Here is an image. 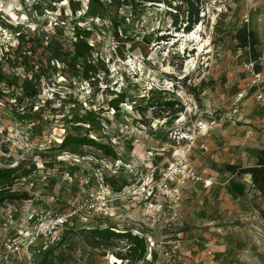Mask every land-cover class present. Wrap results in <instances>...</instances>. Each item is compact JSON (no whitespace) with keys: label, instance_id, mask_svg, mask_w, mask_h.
<instances>
[{"label":"rangeland","instance_id":"1","mask_svg":"<svg viewBox=\"0 0 264 264\" xmlns=\"http://www.w3.org/2000/svg\"><path fill=\"white\" fill-rule=\"evenodd\" d=\"M193 1L192 7H187L182 0L121 7L118 1L108 0H100L104 5L97 0H0V166L23 163L25 169H31L30 175L19 179L14 188L38 194L33 201L36 209L68 210L82 195L81 180L112 165L107 169L108 181L114 185L115 192L124 191L122 200L127 209L123 208L126 209L124 214L120 211L114 217L98 218L93 223L101 227L104 226L100 225L101 220H107L106 225L131 232L133 228H140L142 232L152 233L154 241H170L166 246L172 253L174 245L181 242L179 233L191 229L182 207L192 198H184L183 194L195 181L187 183L180 199L166 201L174 203L166 223L154 221L156 216L147 215L145 206L143 213L148 217L138 213L130 225L127 223L131 219L125 214L128 209H134L133 204L139 207L145 203L137 204L139 199L131 191L155 171L156 167L149 170V162L155 160L160 165L164 161L166 165L156 168L160 172L175 160L172 151L157 148L158 142L174 146L177 144L174 133L182 131L190 133L192 142L202 134L198 127L200 121L208 122L209 130L208 126L216 128L218 124L235 121L237 125L248 126L257 146L264 132L261 123L264 115L256 92L250 86L251 75L243 66L250 57L249 49L238 48L234 35L245 25L243 14L251 2L254 7L249 25H255L261 3L259 0ZM179 5L181 8H177ZM188 10L198 12L193 16L197 23H191L190 31L183 29ZM204 13L206 15L201 16ZM176 14H179L178 23ZM262 22L259 21L260 26ZM77 26L81 32H90L88 41L95 48V57L105 61L108 71L101 72L97 81L86 80L81 71L70 66V58L58 61L45 48L48 41L57 38L66 50H73ZM115 31L121 37L119 41ZM19 33H22L20 37ZM23 34L26 37L22 38ZM161 36L166 38L160 39ZM258 41L259 54H263L264 37L259 35ZM19 44L23 46L21 50ZM31 46L35 50L32 51ZM167 80H173L180 87H175L171 93L164 89ZM202 80L206 82L204 89ZM33 90L38 91L35 97L30 96ZM120 92H126L127 97L120 104V110H113L110 101ZM165 100L173 103L163 105ZM87 114L101 122V129L91 131L90 137L107 142L110 136L121 135L124 152L120 156L114 158L94 146L84 145L85 155L75 157L59 147L63 138L73 132L70 121L76 122ZM247 118H250L248 124ZM131 130L135 133H130ZM219 136L211 132L207 142L213 145ZM225 142L227 139L222 144ZM185 147L181 145L177 151ZM148 149H156L157 155L146 167L140 164V156ZM212 150H216V154L220 152L208 146L200 159L198 156L188 159L206 180L209 179L204 176L206 172L201 163L214 161L207 157ZM91 185L95 188L96 182L93 180ZM85 199L86 196L81 204ZM22 205L23 202H15L0 206V264H26L23 256L9 255L6 259L3 250L4 242L15 235L20 225L25 212ZM115 205L117 212L118 202L115 201ZM229 216L234 218L228 222L232 225L236 220L234 211ZM259 227L252 226V230H248V236H254L244 240L240 250L254 255L264 252V225ZM85 231V226L76 220L74 226L69 225L64 230L66 240L56 255L62 250L66 255L63 261L55 260V264H110L118 257L117 253H123L119 249L125 246L122 240L116 239L109 247L96 248ZM224 241H229L235 249L237 241L234 242L233 237ZM153 255L156 256L151 257L155 258L154 264L164 262V252L156 250ZM40 260L38 255L35 264ZM135 263L129 260L122 264Z\"/></svg>","mask_w":264,"mask_h":264},{"label":"crops","instance_id":"2","mask_svg":"<svg viewBox=\"0 0 264 264\" xmlns=\"http://www.w3.org/2000/svg\"><path fill=\"white\" fill-rule=\"evenodd\" d=\"M259 2L261 3L260 12L256 13L255 25L252 27L249 25L250 23L248 24V27L254 31L258 39L259 35L264 37V0H259ZM262 20L263 22L260 26L259 21ZM259 50L261 49L258 48V52ZM262 70L264 72V66ZM249 122L250 118H247L246 124ZM261 123L264 125V118L261 119ZM218 125L215 126L216 128L208 126L211 128L207 135L200 134L191 149L188 147V140H183L174 144V146L169 142H158L160 145L157 148L167 149V152L172 151V153L177 150V147L185 145L186 147L183 151L187 153L188 159L189 156L194 158L198 156L197 158L200 159L208 150V146L209 148L220 149L217 154L216 150H212V154H210L212 151L207 154V157L214 159V161L206 164L201 163L204 168L202 170L206 172L204 176L212 181L211 185L206 186L202 181L191 182L188 186L189 189H186L187 191L184 190V198L191 197L192 199L182 207L183 211H185L183 214L185 221L191 225V229L182 230L179 233L180 237H182L181 242H179L183 253L182 260L179 262L174 261L173 263L163 262L161 264H264V252L254 255L253 252L251 254L247 250H244V252L240 250L243 241L248 238L252 239L254 236V234L248 236V230H252V226L260 228V224L264 225V218L261 217L256 207L264 209V197L260 196L259 191L253 188L250 174L237 175L228 169V164H236L242 167L254 165L257 154L261 149H264V132L259 136L260 139L255 147L253 141L255 135L248 129V126L237 125L235 121L231 122V124L222 123ZM220 126L221 128H217ZM211 132L216 135L220 134L219 138L213 142V145L211 142H207ZM243 133L246 134L241 136ZM225 139H227V142L223 146L224 144L222 143ZM202 144H205L203 145V148L206 147L205 149L202 148ZM161 164L166 165L164 161ZM160 165L154 160L150 161L149 166H147L149 170H153L157 166L160 168ZM156 168L149 176H153V174L159 175L162 169L159 172L156 171ZM127 193L129 194V192ZM116 202H118V209L116 212L114 203L113 214H118L120 211L122 213L125 212L127 209L125 201L120 199ZM137 204L140 203L137 202ZM133 205L134 209L132 211L128 209L129 211L125 213L126 216L134 217L138 213L142 216L145 204H141L139 207H135V204ZM165 206H168L167 202H165ZM189 206L191 210H189ZM231 211H234L236 220L234 224L229 225L228 222L234 219L229 218ZM103 219L105 218L103 217ZM100 223V225H106L107 220H101ZM232 237L234 242L237 241L235 249L231 248L229 241H224L230 240ZM218 239H221V241L218 242ZM254 256H257L258 261L255 260L257 258H254ZM154 257L156 258V256ZM153 258H144L135 264H154Z\"/></svg>","mask_w":264,"mask_h":264},{"label":"built area","instance_id":"3","mask_svg":"<svg viewBox=\"0 0 264 264\" xmlns=\"http://www.w3.org/2000/svg\"><path fill=\"white\" fill-rule=\"evenodd\" d=\"M253 2L249 5V9L243 14L245 25H248L251 21V11L253 9ZM221 9L218 11L220 13ZM204 13L201 16H205ZM244 69L251 75V87L256 92V99L263 111L264 115V72L262 67L264 66V53L260 54L256 59L251 56L243 62ZM173 80H167V84L164 89H167L171 93L174 92L175 87L180 86L175 84ZM183 83V82H180ZM1 89V88H0ZM165 90V91H167ZM113 110H115L113 108ZM206 123L201 121L198 123L200 133L206 134L209 128L206 127ZM212 124V123H211ZM207 129V130H206ZM205 131H207L205 133ZM130 133H135L131 130ZM190 133L188 132H175L173 139H176L177 143L183 140H189ZM95 138V137H93ZM96 139V138H95ZM198 138L194 137L192 142H188V147L191 149ZM115 151L117 155H121L124 152L122 146L121 135H112L108 138L107 142ZM78 157L79 154H73ZM157 155L156 149H148L140 156L141 165L147 166L150 159H153ZM84 156V155H80ZM175 160L168 164L167 167L161 170L159 175L155 178L147 175L143 180V183L139 187H135L131 193L139 199V203L145 202V208H147V215L155 217L154 221L158 222L163 220L165 223L170 220L171 209L174 208V203L167 202L168 206H165V202L173 198L180 199L182 196V190L186 187L190 181H203L207 186L211 184L210 180H206L203 174L196 171L192 164L189 163L187 153L181 151L177 154V150L173 152ZM118 160L117 162H119ZM116 162V166H118ZM112 165L106 166V169L97 170L92 176L83 178L80 182L82 186V195L76 199L73 206L68 210L58 211L53 208L48 209H36L33 205L38 194H30L31 198L23 201L25 205V212L21 218L20 225L14 236H11L3 244V250L6 255V259L9 255L23 256L26 264H35L36 257L41 255L45 250L50 248L53 244L58 243L62 239L64 230L69 226L75 225V220L84 225L86 229H91L98 218L112 217L114 203L120 199H123L124 193L113 189V184L108 181V170L111 169ZM96 182V187L93 188L92 181ZM31 186L33 184L31 183ZM86 196V202L81 204L83 198ZM177 204V203H176ZM22 205V206H23ZM152 210V211H150ZM146 218L144 213L142 214ZM149 217V218H150ZM131 220L128 221L127 225H130V221H134L133 217H129ZM98 221V220H97ZM98 225V224H97ZM106 226V225H105ZM117 232H126L120 230L117 227L112 228ZM132 232L135 235L143 237L146 241V259L153 256L155 251L164 252V262L173 263L174 261H181L183 253L181 252L179 244H175L171 251H167L166 244L170 241H154L155 236L148 232H142L140 228H133ZM157 239V238H156ZM125 244L123 248H119L124 253L127 251L128 240L126 238L120 239ZM158 240V239H157ZM176 249V251H175ZM116 257V255L113 254ZM118 258V257H117ZM115 258L110 264H122L124 261L129 259Z\"/></svg>","mask_w":264,"mask_h":264},{"label":"trees","instance_id":"4","mask_svg":"<svg viewBox=\"0 0 264 264\" xmlns=\"http://www.w3.org/2000/svg\"><path fill=\"white\" fill-rule=\"evenodd\" d=\"M51 2H62L63 0H50ZM92 2L96 0H91ZM99 3L101 5L102 2ZM111 2L118 1L121 7L125 6H138L139 4H146L148 2L154 3L159 2L160 0H108ZM185 2L187 7H192L194 5L193 0H182ZM153 5V4H151ZM181 5V4H180ZM177 6V8H181V6ZM40 10V7L37 8ZM178 11V10H177ZM177 13V12H176ZM198 12H192L190 10L187 11L186 15V26L183 28L184 30L190 31L191 23H197V18L193 19V16L197 15ZM176 23L179 22V14H176ZM16 28V27H15ZM177 28V27H176ZM178 29V28H177ZM90 32H81L80 27H75V41L73 42V50H66L63 46V43L60 39L53 38L48 41L45 48L51 54V56L58 60L65 62L67 58H70V66L73 70H78L82 72V75L86 80L97 81L99 79V75L101 72H107V68L105 67V61L101 60L98 57H95V48L88 41V35ZM22 33H19L20 37ZM26 36H22L24 38ZM115 38L119 41L121 39L118 31H115ZM166 37L161 36L160 39H165ZM234 38L237 39V47L249 49L250 56L256 59L260 54L258 52L259 41L256 37L254 31L248 27V25H244L240 28L237 33L234 35ZM29 41L30 37L28 38ZM24 41V39H23ZM19 48H23L22 44H19ZM120 54L123 56V52H121L120 47L118 46ZM19 50V51H20ZM31 50H35V47L31 46ZM124 57V56H123ZM202 89L205 88L206 82L202 80ZM126 92H120L117 94V97L110 101L111 107L120 110V104L126 99ZM38 94L37 90H33L30 93L31 97H35ZM0 95L2 92L0 90ZM163 105H171L173 101L165 100L162 102ZM92 114H87L83 118H80L78 121L71 120L73 132L68 133L64 138L60 148L67 150L73 154L85 155L82 147L84 145L94 146L99 151L108 154L111 157L116 158L117 154L114 149L104 142H99L95 138L90 137V132L93 130L101 129V122L99 118H95L91 116ZM88 125V126H83ZM85 128V132L82 130ZM229 171L237 174L244 175L250 174L252 177L253 188L259 191L260 196L264 197V149H261L257 155V161L255 165L252 166H239L236 164H228ZM31 173V169H25L23 163H18L16 166H0V206L5 203H15V202H23L31 198V195L27 191H18L14 187L19 179L23 177L29 176ZM260 212L261 217L264 218V209L256 206ZM95 225L91 229H86V233L91 239V245L93 247L99 246H112L115 243L116 239L126 238L128 240L127 251L124 253H117L118 257L123 259H129L133 262H139L143 260L146 256L147 246L146 241L143 237L133 234L130 230L126 232H117L113 230L114 226L104 225V226ZM65 232H63L62 239L58 241V243L53 244L50 248L45 250L40 256L42 260H40L39 264H55V260L60 259L64 260L66 253L64 250L56 255V251L59 249V246L65 242Z\"/></svg>","mask_w":264,"mask_h":264},{"label":"bare ground","instance_id":"5","mask_svg":"<svg viewBox=\"0 0 264 264\" xmlns=\"http://www.w3.org/2000/svg\"><path fill=\"white\" fill-rule=\"evenodd\" d=\"M195 35H196V34H195ZM197 38H198V37H197ZM202 48H203V46L200 47V49H202ZM206 126H207V125H206ZM206 130H207V129H206ZM206 132H207V131H205V133H206ZM180 152H181V151L177 152V154H179ZM117 261H118V260H116V259L114 260V262H117Z\"/></svg>","mask_w":264,"mask_h":264}]
</instances>
